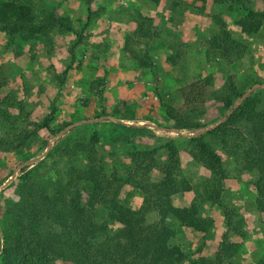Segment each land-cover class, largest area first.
I'll list each match as a JSON object with an SVG mask.
<instances>
[{"label":"trees","instance_id":"1","mask_svg":"<svg viewBox=\"0 0 264 264\" xmlns=\"http://www.w3.org/2000/svg\"><path fill=\"white\" fill-rule=\"evenodd\" d=\"M211 1L245 9L234 20L243 34L255 33L264 20V9L250 8L245 0ZM212 19L215 26L201 41L205 54L225 63L241 58L246 42L232 35L222 16L212 13ZM137 26L140 29L135 44L147 46L155 34L150 18L140 16ZM54 28L73 31L75 42L80 40L81 33L74 30L68 17L52 9L39 12L31 0H0V29L8 35L19 33L27 38L45 35ZM122 48L137 65H149L145 53H139L136 47L123 43ZM175 57L177 54L168 56L171 61ZM3 82L0 68V86ZM260 82L263 80L236 83L227 75L218 87L211 88V75H199L159 100L170 125L189 134L186 138L192 145L191 154L204 170L198 181L183 172L177 146L170 140L164 142L162 161L157 158L156 146L128 151L130 165L122 172L107 170L95 132L76 135L65 146L53 141L37 158L35 152L22 156L20 160L34 158V162L17 169L15 196L8 203L0 200V264H183L188 258L186 252L179 244H170L176 233L173 221L195 234L207 231L211 218L200 215L199 205L204 201L219 203L227 178L219 149L232 157L238 169L254 173L255 207L264 212V86H254L236 102L250 85ZM207 97L220 101L222 110L218 118L204 123L201 118ZM0 99L16 108L13 119L32 123L31 128L24 126L14 133L12 148L25 145L38 128H50L53 107L41 121H32L14 96L4 94ZM116 111L112 107L108 113ZM105 112L99 109L93 116L108 119ZM119 117L127 127L140 128L126 123L125 113ZM67 124L68 130L76 126L66 120L57 128ZM151 129L180 136L177 130ZM7 142L11 141L0 137V148ZM183 191H192L191 200L185 205L175 203L173 196ZM134 192L140 196L136 206L130 202ZM231 210L224 209L228 230L238 225ZM236 250L237 243L228 241L223 233L213 257L197 250L188 264H224ZM257 264H264V256Z\"/></svg>","mask_w":264,"mask_h":264},{"label":"rangeland","instance_id":"2","mask_svg":"<svg viewBox=\"0 0 264 264\" xmlns=\"http://www.w3.org/2000/svg\"><path fill=\"white\" fill-rule=\"evenodd\" d=\"M31 1L39 12L52 9L55 14L68 17L81 37L75 42L73 31L54 28L45 35L23 38L22 34L10 36L0 29V68L4 75L0 97L14 96L32 121H41L53 107L50 128H38L25 145L12 148L14 133L24 126L31 128L32 123L27 125L19 117L13 119L16 108L0 99V137L11 141L0 148V185L14 171L9 182L0 187V200L4 203L15 196L17 169L34 162V158L20 160L22 156L35 152L37 158L53 141L65 146L74 136L92 132L98 135L97 145L107 170L114 168L122 172L130 165L127 152L132 149L156 146L157 158L162 161L164 142L170 140L177 146L183 172L192 181H198L204 170L193 158L187 136L161 134L151 129L152 123L171 126L159 100H165L178 85L199 75H211V88L218 87L227 75L236 83L250 79L264 82V20L255 33L243 34L234 24L245 12L240 6L227 8L224 3L211 0H174V4L172 0ZM245 3L253 9H264V0H245ZM212 13L222 16L232 35L246 42L247 49L241 58L225 63L205 54L201 41L215 26ZM142 15L150 18L155 31L147 46L136 45L134 41L139 37L137 20ZM123 43L145 53L149 65L139 66L131 60L122 48ZM170 54H177L174 61L168 58ZM112 107L117 111L110 115ZM99 109L106 111L108 119L93 116ZM221 110L220 101L207 97L201 120L208 123L218 118ZM122 113L126 115V123L140 128L127 127L119 117ZM142 116L145 120L137 119ZM66 120L76 126L71 130L69 126L58 129V123ZM219 152L227 171L220 202L204 201L199 205L200 215L211 218L210 226L201 235L173 221L176 233L170 244H179L184 249L188 258L183 264H188L197 250L213 257L222 234L226 233L228 241L237 243V250L224 264H257L264 256V212L255 207L254 173L238 169L231 156L221 149ZM191 198L192 191H183L173 196V201L185 205ZM130 202L133 206L140 202L138 192L132 194ZM224 209H232L231 217L238 221L236 229L226 228Z\"/></svg>","mask_w":264,"mask_h":264},{"label":"water","instance_id":"3","mask_svg":"<svg viewBox=\"0 0 264 264\" xmlns=\"http://www.w3.org/2000/svg\"><path fill=\"white\" fill-rule=\"evenodd\" d=\"M259 84H262V85H264V82H261V83H259ZM256 85H258V84H252V85H250L244 92H243V94L241 95V97L239 98V99H237V101L236 102H238L251 88H253L254 86H256ZM108 116V115H107ZM141 124H143V123H135V125H141ZM68 126H70V124H67L66 125V127H68ZM151 126L152 127H160L161 129H169V130H177L180 134H183V135H189L188 133H183L182 131H180V130H178V129H176V128H174L173 126H163V125H158V124H156V123H152L151 124ZM47 148H48V145L46 146V148H45V151L47 150ZM19 165H21V163H19L17 166H19ZM13 175H14V171H12V173H11V175H10V178L9 179H7V180H5L1 185H0V187H3V186H5L8 182H9V180L13 177Z\"/></svg>","mask_w":264,"mask_h":264}]
</instances>
